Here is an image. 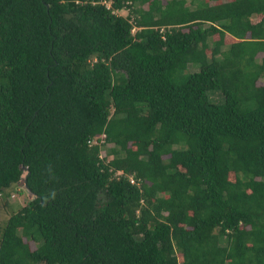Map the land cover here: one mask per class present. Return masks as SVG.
I'll use <instances>...</instances> for the list:
<instances>
[{
    "label": "trees",
    "instance_id": "trees-1",
    "mask_svg": "<svg viewBox=\"0 0 264 264\" xmlns=\"http://www.w3.org/2000/svg\"><path fill=\"white\" fill-rule=\"evenodd\" d=\"M18 183L0 264H264V0H0Z\"/></svg>",
    "mask_w": 264,
    "mask_h": 264
},
{
    "label": "rangeland",
    "instance_id": "rangeland-1",
    "mask_svg": "<svg viewBox=\"0 0 264 264\" xmlns=\"http://www.w3.org/2000/svg\"><path fill=\"white\" fill-rule=\"evenodd\" d=\"M162 2L164 0H161ZM118 14L120 15H126V10L122 9V10H118L117 11ZM254 19H257L256 15L252 16ZM227 41V44L229 43V40H225ZM225 44V45H227ZM187 69L189 70V72L196 70L197 68L191 65H187ZM218 98V97H217ZM101 153V152H100ZM6 195H1L0 196V211H4V209H2V207L4 208L7 204H9L10 207H8L7 210H15L16 207L23 205L26 201L27 198V194H25V192H20L21 191V185L15 184V185H11L8 189L5 190ZM20 192V193H18Z\"/></svg>",
    "mask_w": 264,
    "mask_h": 264
},
{
    "label": "built area",
    "instance_id": "built-area-1",
    "mask_svg": "<svg viewBox=\"0 0 264 264\" xmlns=\"http://www.w3.org/2000/svg\"><path fill=\"white\" fill-rule=\"evenodd\" d=\"M101 142H103V138H102V135L97 139V138H94L90 141H88V144H91V143H97V144H100Z\"/></svg>",
    "mask_w": 264,
    "mask_h": 264
},
{
    "label": "clouds",
    "instance_id": "clouds-1",
    "mask_svg": "<svg viewBox=\"0 0 264 264\" xmlns=\"http://www.w3.org/2000/svg\"><path fill=\"white\" fill-rule=\"evenodd\" d=\"M102 135V138L104 137V134H101ZM101 135H99L97 138H99ZM94 139V138H93ZM88 142V141H87ZM92 144H94V143H92ZM95 144H97V143H95Z\"/></svg>",
    "mask_w": 264,
    "mask_h": 264
}]
</instances>
